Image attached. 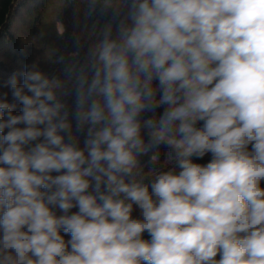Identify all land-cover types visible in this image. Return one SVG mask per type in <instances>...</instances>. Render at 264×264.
<instances>
[{
  "label": "clouds",
  "instance_id": "9594fccd",
  "mask_svg": "<svg viewBox=\"0 0 264 264\" xmlns=\"http://www.w3.org/2000/svg\"><path fill=\"white\" fill-rule=\"evenodd\" d=\"M121 2L65 79L5 82L0 264H264V0Z\"/></svg>",
  "mask_w": 264,
  "mask_h": 264
},
{
  "label": "trees",
  "instance_id": "16d2710c",
  "mask_svg": "<svg viewBox=\"0 0 264 264\" xmlns=\"http://www.w3.org/2000/svg\"><path fill=\"white\" fill-rule=\"evenodd\" d=\"M127 10L121 0H95L94 5L92 0H0V93L8 92L11 102V93L4 86L5 82L12 74L23 72L25 66L33 62H37L40 69L50 76L65 79V64L56 62L58 57L63 56L65 63H69L73 59L71 53L78 50L76 59L83 63L89 47L97 41L102 28L111 23L115 35L116 26L124 19ZM64 100L70 114L73 113L74 94L64 97ZM164 107L155 110L157 117L163 113ZM19 110L18 106L15 112L18 114ZM153 115L152 112H146L141 118L147 119ZM72 123L75 132L74 119ZM77 135L80 147H83L85 135ZM143 135L147 140L146 131ZM159 152L160 161L154 166L147 163L149 156L141 157L145 172L153 167L158 171L168 170L167 156L170 149L162 145ZM210 159L209 153L201 159L194 158V162L204 164ZM261 186L264 187V182ZM77 210L73 208L71 211ZM55 211L57 215L62 214L59 209ZM133 216H139L138 209L134 208ZM69 238L65 235L66 240ZM143 238L150 239V236L144 233Z\"/></svg>",
  "mask_w": 264,
  "mask_h": 264
},
{
  "label": "rangeland",
  "instance_id": "374dc122",
  "mask_svg": "<svg viewBox=\"0 0 264 264\" xmlns=\"http://www.w3.org/2000/svg\"><path fill=\"white\" fill-rule=\"evenodd\" d=\"M174 161L172 163L167 162V169L169 170L171 167H173ZM147 173V172H146Z\"/></svg>",
  "mask_w": 264,
  "mask_h": 264
}]
</instances>
